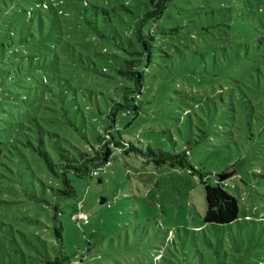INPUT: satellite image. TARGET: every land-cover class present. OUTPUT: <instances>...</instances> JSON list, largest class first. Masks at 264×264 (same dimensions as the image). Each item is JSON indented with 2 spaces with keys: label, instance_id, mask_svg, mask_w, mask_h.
Here are the masks:
<instances>
[{
  "label": "rangeland",
  "instance_id": "rangeland-1",
  "mask_svg": "<svg viewBox=\"0 0 264 264\" xmlns=\"http://www.w3.org/2000/svg\"><path fill=\"white\" fill-rule=\"evenodd\" d=\"M39 1L17 0L14 8L27 9L32 25L38 13L43 17L49 42L41 56L46 85L36 78L25 88L11 85L9 99L0 95V140L8 123L36 113L25 112L20 97L36 98L42 107L37 116L45 113L42 128L58 134L42 135L46 150L56 155L53 145L59 142L83 147L86 136L95 143L93 135L103 130L112 101L122 100L117 60L130 57L136 47L132 28L152 5L149 0H56L48 10L37 7ZM153 21L154 53L161 57L148 66L139 102L143 117H133V109L118 111L122 137L139 149L119 153L99 176L74 180L71 198L52 195L50 185L56 182L40 160L34 175L22 181L29 188L22 179L13 188L1 182L0 264H45L59 249L54 227L60 225L62 250L78 264L80 259L82 264H264V79L247 85L244 69L257 63L264 72V0H170ZM17 49L8 63L32 51ZM95 66L113 77L96 74ZM59 74L72 86L55 77ZM49 86L56 90V105L47 103ZM147 146L186 152L210 180L231 169L223 183L238 200L237 220L204 225L206 202L198 177L187 167L171 166L174 159L154 163ZM31 191L35 198H29ZM77 201L83 202L79 220L88 215L82 228L70 217ZM53 206L59 207L55 217Z\"/></svg>",
  "mask_w": 264,
  "mask_h": 264
},
{
  "label": "trees",
  "instance_id": "trees-1",
  "mask_svg": "<svg viewBox=\"0 0 264 264\" xmlns=\"http://www.w3.org/2000/svg\"><path fill=\"white\" fill-rule=\"evenodd\" d=\"M8 2L12 5H8ZM56 2V0H40L35 5L43 9L52 10L54 8L53 4H56ZM149 2L152 8L150 10L147 9L143 15L138 17L139 19L131 31L133 37L131 43L136 45L135 49L128 52L130 57L118 58V67L114 68L116 77L121 81L118 88L120 89L122 100L112 101L109 112L104 117L105 125L103 130H99L96 135H93L95 143H91L86 136V144L83 147L70 141L67 142L68 145H63L59 142L53 145L56 155H51L46 150L42 135L47 133L52 138L57 137L58 134L42 128L46 124L41 122L45 113H41L40 117L37 116V111L42 108L41 103L36 98H32V100L27 102L28 97L21 96L20 98L26 104L25 112L28 113L29 109H35L36 113L30 115L26 121L8 123V127L4 125L5 128L3 129L6 132L3 140H0V145L5 146L7 151L0 149V183L8 181L11 183L10 187L13 188V183L18 182V179H22L20 181L21 185L24 184L25 188H29V185L22 181L27 176L34 175L36 171L33 166L34 162L40 160L56 182L50 185L52 195L71 198L76 196V190L73 185L74 180L84 176H99L119 153H129L132 150L139 149L131 141H127L122 137L119 123H123L124 120L118 111L121 110L123 113L129 114V110L133 109L135 110L133 117L138 119L143 117L144 111L140 107L139 102L142 101L141 96L147 89L148 66L155 62L157 56L161 57L154 53L157 45L152 42L153 35L151 30L154 25L151 21L155 20L153 22L156 23V19L167 11L170 0H149ZM14 3L16 4L17 0H0V95L7 99L12 97L11 85L16 88H25V84L41 77L38 83L46 85L43 80V77L47 75L46 68L41 65V56L47 51L46 48H49L48 33L45 30L41 14L38 13L36 23L32 25L30 12L27 9L17 10L14 8ZM115 5L125 8V4L116 3ZM20 46H26L32 51L20 55L15 64L8 63L10 59L16 57L17 48ZM5 48L7 53H4ZM36 50L41 54L35 53ZM165 55L170 56L168 53H165ZM244 69L248 76L247 85H259L264 79V72L257 63H249L244 66ZM11 71H13V74L9 78ZM94 71L100 76L113 77V75L107 73L105 67L98 68L95 66ZM55 77L72 86L70 81L63 75L59 74L55 75ZM43 88L44 90L47 89L45 86ZM49 90L52 91V94L49 95L47 103L56 105V102H58L56 90H52L50 86ZM228 90L232 92V88H228ZM147 102L150 103L151 101L148 100ZM61 115L64 116V114ZM2 117L4 115L0 109V123ZM68 121L72 124L71 120ZM129 123L130 121L126 122L125 125ZM74 129L76 130V127ZM39 139H41L40 142H38ZM12 147L17 151H13ZM23 148L26 149L23 151ZM27 150L29 153H26ZM146 153L156 164L166 163L170 159H174V161H170L171 166L178 164L181 168L187 167L191 174L198 177L204 186L206 210L201 217L204 225L206 223L213 226L230 224L237 220L239 213L238 200L225 188L223 183L229 176L224 179L219 178L220 174L229 172L231 169L225 168L223 171L218 172L213 180H210L207 173L197 169L188 160L186 152L171 153L161 148L155 149L147 146ZM96 168H99L100 171L98 170V173L94 175L92 171ZM98 181L100 182V179ZM42 188L45 191L46 186L44 183ZM28 196L29 198H35L36 193L31 191ZM101 201H104L103 197ZM52 209L55 217L59 213V207L53 206ZM73 210L74 212L70 217L75 226L82 228L81 225L89 223L78 218L79 212L83 210L82 201H77ZM60 229L61 225L54 227V235L57 242L60 243L59 249L53 254V257L45 261V264H78L77 259L70 258V255L62 250L63 238ZM86 244H89V242H86ZM15 257L17 261V254ZM82 261L83 259H80V264H82Z\"/></svg>",
  "mask_w": 264,
  "mask_h": 264
},
{
  "label": "built area",
  "instance_id": "built-area-1",
  "mask_svg": "<svg viewBox=\"0 0 264 264\" xmlns=\"http://www.w3.org/2000/svg\"><path fill=\"white\" fill-rule=\"evenodd\" d=\"M92 173H93L94 175L97 174V173H98V169H97V168H96V169H93ZM82 218H83V219H87V218H88L87 213L82 214ZM83 219H82V220H83Z\"/></svg>",
  "mask_w": 264,
  "mask_h": 264
},
{
  "label": "water",
  "instance_id": "water-1",
  "mask_svg": "<svg viewBox=\"0 0 264 264\" xmlns=\"http://www.w3.org/2000/svg\"><path fill=\"white\" fill-rule=\"evenodd\" d=\"M229 174H231V173L220 174V175H219V178H220V179H224V178L227 177Z\"/></svg>",
  "mask_w": 264,
  "mask_h": 264
}]
</instances>
